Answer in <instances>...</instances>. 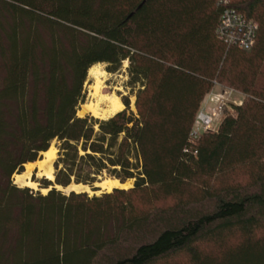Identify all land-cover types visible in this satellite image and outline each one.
I'll use <instances>...</instances> for the list:
<instances>
[{"label":"trees","instance_id":"16d2710c","mask_svg":"<svg viewBox=\"0 0 264 264\" xmlns=\"http://www.w3.org/2000/svg\"><path fill=\"white\" fill-rule=\"evenodd\" d=\"M225 9L256 25L217 38ZM127 62L134 112L78 117ZM242 96L189 137L215 87ZM56 142L42 195L12 182ZM128 189L62 194L99 177ZM0 264H264V0H0Z\"/></svg>","mask_w":264,"mask_h":264},{"label":"built area","instance_id":"2783aa9c","mask_svg":"<svg viewBox=\"0 0 264 264\" xmlns=\"http://www.w3.org/2000/svg\"><path fill=\"white\" fill-rule=\"evenodd\" d=\"M255 30L256 25L252 21L233 10L225 9L220 16L216 35L228 47L248 50L254 44ZM232 94L238 93L217 86L205 96L189 134L191 140L218 129L225 113L231 108L229 96Z\"/></svg>","mask_w":264,"mask_h":264},{"label":"bare ground","instance_id":"6f19581e","mask_svg":"<svg viewBox=\"0 0 264 264\" xmlns=\"http://www.w3.org/2000/svg\"><path fill=\"white\" fill-rule=\"evenodd\" d=\"M98 67V65H94L87 72V76L93 80V83L89 87V100L86 104H83L81 106L80 110H78V117H83L85 114H88L94 118L108 119L124 109L122 103L114 95H103L101 93V90L103 89V83L101 79L102 73L100 72L101 70L99 71ZM102 106L104 107V109L101 108ZM41 155L42 159L37 160L34 163H28L24 165V172L18 175H14L13 183L15 185H17L18 187L35 189L36 184L28 180L33 168L38 170V176L44 177L50 181L53 179V165L55 162V155L53 149L50 147L46 152L41 153ZM95 185L99 188L100 192L102 193L110 192L112 189H127L128 181L121 184L116 179L107 178L101 180ZM57 189L62 190L65 194L71 191L75 193L91 192L89 190V187L75 184H71L65 189H62L61 187H57ZM42 191L45 192V190Z\"/></svg>","mask_w":264,"mask_h":264},{"label":"rangeland","instance_id":"374dc122","mask_svg":"<svg viewBox=\"0 0 264 264\" xmlns=\"http://www.w3.org/2000/svg\"><path fill=\"white\" fill-rule=\"evenodd\" d=\"M98 66H99L98 67L99 71L101 70L100 72L102 73L101 79H102V83H103V89L101 90V93L103 95H114L116 98L119 99L120 102H121V100L123 98H128V101H129V104H130V110L132 112H134V110H133L134 99H135L134 95H135L136 90H137L138 87H135V88L132 89V88H130L128 86L129 78H128V75H127V72H126L128 63L127 62H123L121 67H120V69L116 73H113V74L108 73L106 71V69H105L106 66L105 65L99 64ZM92 83H93V80L87 76L86 77V81H85L84 86H83L84 104H86L88 102V100H89L88 99L89 87L92 85ZM229 98H230V101H231L230 105H239L241 103V101H242V97L240 95H238V94H232V95L229 96ZM80 106H82V105H80ZM80 106L78 107V110H79ZM101 108L104 109L103 106ZM78 110H77V112H78ZM230 110H231V108L228 111H230ZM94 119L105 120V119H99V118H94ZM50 147L53 149V152H54V155H55V159H56V153H57L56 142H53L50 145ZM40 159H42V155H41ZM23 172H24V168H23ZM37 172H38V170L33 168V170L31 171V174H30V176L28 178V180H30V182H33V183L36 184L35 189H31V190L33 192H39L40 194L44 195V194L47 193L48 190L41 189L40 185H41L43 180H47V179L44 178V177L38 176ZM53 174H54V172H53ZM13 178H14V175L12 177V182H14ZM104 179H107V177L106 176L99 177L97 183L100 182L101 180H104ZM48 181H50V180H48ZM133 183H134L133 180L132 181H128L127 189L131 188L133 186ZM15 186H17V185H15ZM95 186L96 185H94L93 187H95ZM18 188H24V187H18ZM95 189L97 190V191H95L96 193H92V191L90 190L91 192L87 193V194L89 196H92V195L98 196V195H100L101 192H100L99 188H95ZM42 190H45V192H43Z\"/></svg>","mask_w":264,"mask_h":264},{"label":"water","instance_id":"95a60500","mask_svg":"<svg viewBox=\"0 0 264 264\" xmlns=\"http://www.w3.org/2000/svg\"><path fill=\"white\" fill-rule=\"evenodd\" d=\"M80 109H81V106H80L79 110H80ZM133 110H135L134 106H133ZM84 116H88V114H85ZM84 116H83V117H84ZM50 182H53V180L50 181ZM71 184H73V183H71ZM71 184H70V185H71ZM94 188H98V187L95 186ZM54 189L57 190V191H59V192H62V194H64V195H68L69 193L72 192V191H71V192L65 194L62 190H58V189H57V186H55ZM62 189H65V188H62ZM49 190H51V188H49L48 191H49ZM89 190H91V189L89 188ZM73 193H75V192H73ZM81 193H85V192H81ZM92 193H96V192H93V191H92ZM100 194H101V193H100Z\"/></svg>","mask_w":264,"mask_h":264}]
</instances>
